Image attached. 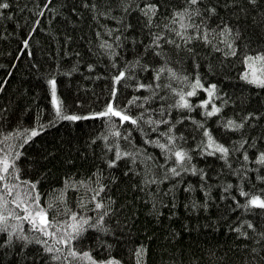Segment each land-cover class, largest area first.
Wrapping results in <instances>:
<instances>
[{"label":"snow or ice","instance_id":"obj_1","mask_svg":"<svg viewBox=\"0 0 264 264\" xmlns=\"http://www.w3.org/2000/svg\"><path fill=\"white\" fill-rule=\"evenodd\" d=\"M11 38L0 264H264V0H0Z\"/></svg>","mask_w":264,"mask_h":264},{"label":"trees","instance_id":"obj_2","mask_svg":"<svg viewBox=\"0 0 264 264\" xmlns=\"http://www.w3.org/2000/svg\"><path fill=\"white\" fill-rule=\"evenodd\" d=\"M13 3H15V0H12ZM19 18H22L21 14H17ZM14 27V25H8L9 30H11ZM21 35L23 34V30H20ZM38 39H43V37H38ZM17 47V40L15 38H11L8 40H0V52L3 51H12ZM9 63V59L8 58H4V57H0V64H8ZM218 63V62H217ZM27 65V61L25 60L23 64L19 65V72H17V74L11 78V83L8 85V89L11 92L18 84L20 81V73H23L25 71V67ZM243 68L240 64L239 59L235 60L233 62V64L226 69L225 71V75H227L229 77L228 80L224 79V76L220 75L219 73H217L216 76L211 77L212 79H218L222 86L225 88L226 91L228 92H239V85L242 83L241 81H238L236 79V77L238 76L239 72L242 71ZM5 74V69L0 67V77H2ZM26 75V74H25ZM33 84H35V82L33 81ZM65 86L67 85V82H64ZM71 88L73 89V92L75 90V84L71 85ZM99 91V88H97V92ZM71 95V93L69 94V96ZM205 94L201 91V97H203ZM103 99V98H102ZM42 104H45V106H47V102L44 100H40L39 101ZM99 119H97L96 121V125L99 126ZM88 125H85V127H87ZM76 135V132L73 131V129L71 128V126H66V127H62L60 125H57L56 131H49L47 136H41L40 140L37 142L36 146H33L32 148V152L38 151V145L40 143H46L48 145H52L54 142L60 141V139L63 137L64 139L68 140V139H73ZM53 164H55V162L51 163L48 165V167L52 168V180L50 184H46L45 185V189H51V188H55L57 184H59L61 182V178H62V173H63V169L57 165L55 167H53ZM70 196H73V193L69 194ZM222 233L219 234L217 237L213 238L211 236H209V240L212 239H221L222 238ZM203 242V241H201ZM115 255H117L118 257H122L125 259V264H131V261L128 259L127 257V253L121 249V248H117L114 252ZM158 259V257H157Z\"/></svg>","mask_w":264,"mask_h":264}]
</instances>
